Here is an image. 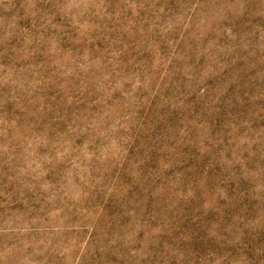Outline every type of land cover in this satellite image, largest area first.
<instances>
[{
	"label": "rangeland",
	"instance_id": "obj_1",
	"mask_svg": "<svg viewBox=\"0 0 264 264\" xmlns=\"http://www.w3.org/2000/svg\"><path fill=\"white\" fill-rule=\"evenodd\" d=\"M0 264H264V0H0Z\"/></svg>",
	"mask_w": 264,
	"mask_h": 264
}]
</instances>
